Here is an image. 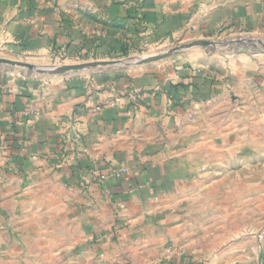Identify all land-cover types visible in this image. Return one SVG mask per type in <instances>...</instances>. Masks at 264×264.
<instances>
[{
    "label": "crops",
    "instance_id": "crops-1",
    "mask_svg": "<svg viewBox=\"0 0 264 264\" xmlns=\"http://www.w3.org/2000/svg\"><path fill=\"white\" fill-rule=\"evenodd\" d=\"M237 31L264 33V0H0V57L15 60L87 63ZM179 59L57 73L0 64L8 256L225 264L192 248L208 237L239 240L227 264H264V51L240 71Z\"/></svg>",
    "mask_w": 264,
    "mask_h": 264
},
{
    "label": "rangeland",
    "instance_id": "rangeland-1",
    "mask_svg": "<svg viewBox=\"0 0 264 264\" xmlns=\"http://www.w3.org/2000/svg\"><path fill=\"white\" fill-rule=\"evenodd\" d=\"M206 40L214 41V44L207 46H195L193 48L183 49L181 51L175 52L173 57L180 58L179 60H184L188 64H198L205 65L206 67L214 68L218 71H225L234 69V71H240L241 65L245 60L257 59L260 56V53L264 51V33L251 34L244 31L234 32L226 35H217L210 38H205ZM193 42L191 38L186 36H181L176 39L171 40H162L158 43L151 44L149 46L142 45L139 48H135L128 52L125 56H107V55H94L88 59H85L81 62H92L96 60H112V59H125L129 57H137L149 55L151 53H161L167 51L171 48H177L184 46L188 43ZM172 57V55H171ZM25 61L33 62L37 65L44 67H56L63 64H74L72 60H66L63 57H55L50 55H41V56H27L23 57ZM67 61L68 63H66ZM138 67L139 65H131V67ZM47 74H42L46 76ZM48 77V76H47ZM227 225L217 226V231L220 232L227 228ZM229 228V227H228ZM230 229V228H229ZM246 233H249V230H245ZM212 233V232H211ZM0 232V264H66L62 259V262L59 263L58 258H52L50 256H8L6 252L8 246H12L8 243V240L2 239ZM239 240H225L217 239L210 240L207 238H202L198 242H191L192 248L200 253L208 252L212 255L213 259H216L221 263H229L230 261L236 262L239 256L238 254L232 255L235 250L239 249L238 247ZM233 250V251H231ZM228 251V253H226ZM5 253L6 255H3ZM215 253L217 255H215ZM208 261L210 256H207Z\"/></svg>",
    "mask_w": 264,
    "mask_h": 264
},
{
    "label": "water",
    "instance_id": "water-1",
    "mask_svg": "<svg viewBox=\"0 0 264 264\" xmlns=\"http://www.w3.org/2000/svg\"><path fill=\"white\" fill-rule=\"evenodd\" d=\"M214 44V41L212 40H196L191 43H188L184 46H180L177 48H171L167 51H163L161 53H151L149 55H144L142 56H137V57H129L125 59H112V60H96L92 62H87V63H79V64H63V65H58L56 67H44L41 65H36L32 64L23 60H15V59H10V58H3L0 57V64H5V65H10L13 67H21L23 69H27L30 71H36V72H50V73H57V72H68L72 70H77V69H82L86 67H113V66H131V65H142V64H147L150 62L158 61L163 58H166L175 52L181 51L183 49L187 48H193L195 46L201 45V46H207ZM264 45V42H262Z\"/></svg>",
    "mask_w": 264,
    "mask_h": 264
},
{
    "label": "built area",
    "instance_id": "built-area-1",
    "mask_svg": "<svg viewBox=\"0 0 264 264\" xmlns=\"http://www.w3.org/2000/svg\"><path fill=\"white\" fill-rule=\"evenodd\" d=\"M105 177H106V176H104V175L102 176V178H105Z\"/></svg>",
    "mask_w": 264,
    "mask_h": 264
},
{
    "label": "trees",
    "instance_id": "trees-1",
    "mask_svg": "<svg viewBox=\"0 0 264 264\" xmlns=\"http://www.w3.org/2000/svg\"><path fill=\"white\" fill-rule=\"evenodd\" d=\"M124 53H126V51L124 50Z\"/></svg>",
    "mask_w": 264,
    "mask_h": 264
}]
</instances>
